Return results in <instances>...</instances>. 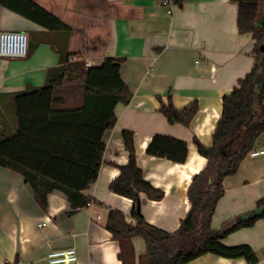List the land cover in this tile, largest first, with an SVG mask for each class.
I'll use <instances>...</instances> for the list:
<instances>
[{
	"label": "crops",
	"instance_id": "0c3cea01",
	"mask_svg": "<svg viewBox=\"0 0 264 264\" xmlns=\"http://www.w3.org/2000/svg\"><path fill=\"white\" fill-rule=\"evenodd\" d=\"M73 30L68 53L90 68L107 58L124 61L121 76L133 97L116 108L117 123L104 138L106 151L97 181L84 192L90 203L71 213L67 196L55 191L43 209L24 177L0 168V264H47L53 251L75 248L77 264H123L121 246L106 228L110 210L132 218L134 202L110 190L129 162L123 132L134 134L137 165L145 180L164 193L161 201L140 195L141 216L147 224L168 233L179 230L191 203L188 190L193 178L205 169L195 140L211 147L222 117L223 98L238 87L255 65V42L240 34L237 4L232 0H33ZM28 34L34 52L25 59H0V122L12 129V97L42 87L50 69L61 65L60 55L49 43L64 42L67 34L50 33L10 11H0V32ZM76 58V59H77ZM170 103L183 110L197 103L199 111L189 127L170 124L161 113ZM1 130V126H0ZM156 135L188 144L185 164L147 155ZM253 151H264V132ZM212 228L244 216L264 198V154L242 162L238 173L224 181ZM46 223V227H41ZM134 259L143 264L145 240L134 237ZM229 248L247 245L264 264V220L237 231L222 241ZM187 264H251L206 254Z\"/></svg>",
	"mask_w": 264,
	"mask_h": 264
},
{
	"label": "trees",
	"instance_id": "16d2710c",
	"mask_svg": "<svg viewBox=\"0 0 264 264\" xmlns=\"http://www.w3.org/2000/svg\"><path fill=\"white\" fill-rule=\"evenodd\" d=\"M232 2L238 7L239 33L253 36L256 61L238 87L223 98L222 117L211 147L195 140L199 154L208 164L193 178L188 190L191 209L177 232L171 234L155 228L138 215L141 194L149 200L161 201L164 193L145 180L137 165L134 134L123 132L129 162L120 168L121 174L111 183L110 190L134 202L135 223H129L121 211L113 209L106 223V228L120 243L123 264L135 257L134 237L145 240L143 264H187L206 254L258 263L251 247L229 248L222 241L264 220V198L257 202L254 210L222 229L212 228L217 205L225 194V179L238 173L264 132V55L260 51L264 45V0ZM176 3L182 6L183 0ZM3 8L50 33L67 34V38L64 42L49 43L60 55L61 65L49 70L45 84L13 95L12 129L7 122H0V168L21 174L43 209L48 206L49 195L59 191L67 196L71 213H74L90 203L84 192L99 177L106 151L104 138L117 123V106L129 105L133 97L121 76L124 61L107 58L95 68L88 67L83 60L74 61L76 55L68 53L73 30L58 17L33 0H0V11ZM38 45H32L29 38V53ZM198 111L197 103L183 110L176 109L172 103L161 109L170 124L186 127L191 125ZM146 152L151 157L185 164L189 148L184 141L156 135Z\"/></svg>",
	"mask_w": 264,
	"mask_h": 264
},
{
	"label": "built area",
	"instance_id": "2783aa9c",
	"mask_svg": "<svg viewBox=\"0 0 264 264\" xmlns=\"http://www.w3.org/2000/svg\"><path fill=\"white\" fill-rule=\"evenodd\" d=\"M29 54V37L22 31L0 32V59H25ZM74 61L78 60L73 58ZM264 151H252L251 157L263 155ZM41 227H46L43 223ZM75 248L53 251L47 257V264H77Z\"/></svg>",
	"mask_w": 264,
	"mask_h": 264
},
{
	"label": "water",
	"instance_id": "95a60500",
	"mask_svg": "<svg viewBox=\"0 0 264 264\" xmlns=\"http://www.w3.org/2000/svg\"><path fill=\"white\" fill-rule=\"evenodd\" d=\"M260 51L264 55V45L260 48ZM137 212L138 215L141 216V201L138 203Z\"/></svg>",
	"mask_w": 264,
	"mask_h": 264
}]
</instances>
